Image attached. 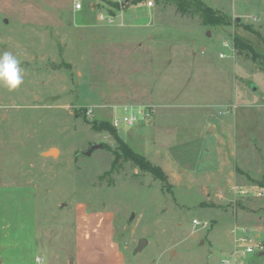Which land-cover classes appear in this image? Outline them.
I'll return each instance as SVG.
<instances>
[{"label":"rangeland","instance_id":"obj_1","mask_svg":"<svg viewBox=\"0 0 264 264\" xmlns=\"http://www.w3.org/2000/svg\"><path fill=\"white\" fill-rule=\"evenodd\" d=\"M148 1L0 14V54L24 74L0 86V264L73 263L80 205L112 216L128 264H264V63L234 46L264 54V0ZM140 111L116 129L167 181L93 126ZM242 238L258 251L240 255Z\"/></svg>","mask_w":264,"mask_h":264},{"label":"crops","instance_id":"obj_2","mask_svg":"<svg viewBox=\"0 0 264 264\" xmlns=\"http://www.w3.org/2000/svg\"><path fill=\"white\" fill-rule=\"evenodd\" d=\"M16 1L0 0V14L11 12ZM76 215V249L71 264H128L127 256L115 238L113 218L108 212L88 210L80 205ZM47 259L44 257L40 264H49ZM27 263L37 264L36 259Z\"/></svg>","mask_w":264,"mask_h":264},{"label":"trees","instance_id":"obj_3","mask_svg":"<svg viewBox=\"0 0 264 264\" xmlns=\"http://www.w3.org/2000/svg\"><path fill=\"white\" fill-rule=\"evenodd\" d=\"M179 8L181 11L186 12L190 9L191 6H195V8L203 13H213L215 12L211 6L204 3L202 0H176ZM224 17L219 16L217 19L213 21L214 24L219 23L220 21H223ZM234 46L240 50V51H247L248 53L252 54V57L257 60L259 58H262L261 61L264 63V54L257 51V48L255 45L249 41L248 39H245L242 36L235 35L234 36ZM264 66V65H263ZM93 126L97 129H106L109 130L113 135L116 136L117 141L119 142V147L121 151L124 153L125 156H128L133 161L136 162V164L142 168L145 171L151 172L155 176H157L159 179L163 181H167V175L165 171L162 169L160 165H157L147 159L142 153L135 151L118 133L116 127H114L109 121H93Z\"/></svg>","mask_w":264,"mask_h":264},{"label":"clouds","instance_id":"obj_4","mask_svg":"<svg viewBox=\"0 0 264 264\" xmlns=\"http://www.w3.org/2000/svg\"><path fill=\"white\" fill-rule=\"evenodd\" d=\"M24 82L23 69L18 54L7 48L0 54V86L17 90Z\"/></svg>","mask_w":264,"mask_h":264},{"label":"built area","instance_id":"obj_5","mask_svg":"<svg viewBox=\"0 0 264 264\" xmlns=\"http://www.w3.org/2000/svg\"><path fill=\"white\" fill-rule=\"evenodd\" d=\"M148 5L152 6L153 1L149 0ZM74 8H75V10H82L83 4L80 1H78L75 3ZM102 16L103 15H100V18H104V16L103 17ZM225 44L227 45V43H225ZM127 111H129V110L127 109ZM143 114H144V111H140L139 113L138 112H134V113L129 112L127 115L123 116L122 118H115L113 120V125L115 127H118V128L120 127L121 124L132 125V124H134V122L139 120L141 118V116H143ZM194 222L196 224L201 223V221L198 219H195ZM205 224H208V223L205 222ZM239 246L243 247V249L240 250V255L254 254L258 251V247H254V245H252V243L249 240L244 239V238L241 239ZM238 252H239V250H238ZM226 262L231 263L230 259L226 260Z\"/></svg>","mask_w":264,"mask_h":264},{"label":"water","instance_id":"obj_6","mask_svg":"<svg viewBox=\"0 0 264 264\" xmlns=\"http://www.w3.org/2000/svg\"><path fill=\"white\" fill-rule=\"evenodd\" d=\"M238 20H240L239 17H238ZM97 147H103V145H102V144H94V145L91 147L90 151L93 150L94 148H97ZM90 151H88V152H90ZM147 243H148V239H147V238H142V239H140V241H139V243H138V245H137L135 251H141V250L145 247V245H146Z\"/></svg>","mask_w":264,"mask_h":264},{"label":"bare ground","instance_id":"obj_7","mask_svg":"<svg viewBox=\"0 0 264 264\" xmlns=\"http://www.w3.org/2000/svg\"><path fill=\"white\" fill-rule=\"evenodd\" d=\"M51 152H52V153H56L57 151H56L55 149H52Z\"/></svg>","mask_w":264,"mask_h":264}]
</instances>
